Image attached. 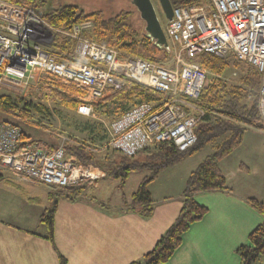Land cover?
I'll return each mask as SVG.
<instances>
[{
  "label": "built area",
  "instance_id": "1",
  "mask_svg": "<svg viewBox=\"0 0 264 264\" xmlns=\"http://www.w3.org/2000/svg\"><path fill=\"white\" fill-rule=\"evenodd\" d=\"M91 25L54 28L34 7L0 0V88L23 95L46 80L73 85L81 95L78 113L95 117V106L111 90L136 82L159 99L135 103L112 120L109 146L128 157L166 142L186 151L197 142L195 129L205 112L198 100L209 80V71L193 58L207 52L234 57L261 74L259 109L264 121V0H204L174 7L164 24L172 66L86 37ZM57 34L75 41L72 55L61 56L51 49ZM21 138L19 126L0 120V168L53 187L106 175L98 165L77 164L64 143L48 152L35 145L20 148Z\"/></svg>",
  "mask_w": 264,
  "mask_h": 264
},
{
  "label": "crops",
  "instance_id": "2",
  "mask_svg": "<svg viewBox=\"0 0 264 264\" xmlns=\"http://www.w3.org/2000/svg\"><path fill=\"white\" fill-rule=\"evenodd\" d=\"M79 95L78 91V100ZM90 145L102 160V148ZM55 147L44 150L50 152ZM212 150L194 162L189 159L200 152L160 171L149 184L154 205L149 218L124 207L125 199L149 174L147 170L132 171L140 173L136 187L130 193H116L115 199L111 188L121 186V181L110 180L107 174L91 181L96 184H88L78 199L60 198L54 217V243L48 238V227L41 222L43 212L51 205L49 192L53 186L0 168V264H61L60 255L66 264H130L151 251L175 222L190 173ZM220 167L232 192L210 191L195 196L208 212L192 224L182 245L163 264H241L237 248L248 243L250 232L263 220L247 199H264V129L249 128L242 144L221 161Z\"/></svg>",
  "mask_w": 264,
  "mask_h": 264
},
{
  "label": "trees",
  "instance_id": "3",
  "mask_svg": "<svg viewBox=\"0 0 264 264\" xmlns=\"http://www.w3.org/2000/svg\"><path fill=\"white\" fill-rule=\"evenodd\" d=\"M10 1L39 10L45 21L54 28L71 30L76 24L89 21L92 28L84 32L86 37L97 41H107L123 53L162 64H165L173 56L171 50L159 46L145 28H140L135 11L124 10L107 16L101 9L86 13L79 10V5L71 1L59 5H55L52 0ZM171 1L176 7L182 4L201 3L204 0ZM137 12L140 15L138 9ZM139 20L145 24L141 16ZM74 48L75 41L72 38L56 35L53 50L62 54L72 53ZM193 60L216 74L218 79L205 85L198 100V104L205 112L195 129L197 142L188 150L180 151L173 143H159L144 150L152 149L144 161L135 160L144 151L134 157L119 153L121 156L119 164L112 161L113 164L106 167L100 163L96 152L86 146L77 143L64 144L67 153L71 152L77 156V164L98 165L106 171L108 177L119 178L121 185L125 183L132 171L139 169L149 171V174L142 179L138 189L124 201L125 209L137 211L143 217L149 218L154 212L153 198L149 189L150 182L158 176L163 168L196 154L214 143L212 152L190 173L187 179L182 196L183 205L175 222L160 237L151 251L130 264H163L174 255L183 243L184 234L192 224L203 219L208 212V208L199 204L195 196L198 193L210 191L231 193L232 189L228 186L226 176L220 167L221 161L242 144L245 132L249 128L264 129V121L259 109L262 76L254 67L234 57H220L207 52L199 54ZM230 61H233L234 66L242 71L239 84H227L219 79L229 66ZM51 81L55 83V85L47 83L49 87H52L48 88L51 95L60 98L72 109H76L79 100L75 96L79 89L73 85H62L56 80ZM135 98L138 99L135 100ZM107 99L111 101L119 99L125 104L128 102L135 104L143 101L155 102L159 97L143 85L128 82L122 89L111 90ZM101 104L95 106L97 113ZM48 112L49 108L46 105L35 102L31 97L13 92H0V120L17 125L22 129L20 148L35 145L45 149L56 145V139L52 135L42 132L35 120L36 114ZM95 127L96 125L90 127L91 135L96 132ZM219 139L221 141H218ZM52 151L50 150V152ZM111 166L113 167L110 168ZM89 182L85 181L66 187H53L50 190L51 205L43 212L41 222L48 227V238L53 243L54 217L59 199L62 197L78 199L85 193ZM247 202L262 215L263 220L250 232L248 243L239 246L237 252L241 257V264H254L261 256L264 257V199L259 200L251 197L247 199ZM100 205L105 206L104 203H100ZM60 260L61 264H66V259L62 255H60Z\"/></svg>",
  "mask_w": 264,
  "mask_h": 264
},
{
  "label": "rangeland",
  "instance_id": "4",
  "mask_svg": "<svg viewBox=\"0 0 264 264\" xmlns=\"http://www.w3.org/2000/svg\"><path fill=\"white\" fill-rule=\"evenodd\" d=\"M68 1H71L79 5V10H83L86 13H91L95 9H101L105 11L107 16L116 14L124 10H132V11H135L136 13L135 17L137 18V23L140 26V28H145V25H146L144 24L142 20H139L140 15L137 12L136 6L131 2V0H67V1L52 0V2L55 5L67 3ZM152 2L155 5L157 13L162 22V25H164L166 21V17L161 8L160 1L152 0ZM91 28H92V25L90 28H88V30ZM63 54L65 56L68 53H63ZM173 59L174 58L172 56L165 63L166 66H170L171 64L173 65L174 64ZM232 62L233 61H230L229 66L224 70V72L219 77V79L223 80L227 84H239L242 71L240 68H237L236 66H234ZM217 79H218V76L214 74L213 72L209 71V80L207 84L212 83L216 81ZM47 83L51 85H55L53 81L46 80L44 81V84L40 83L37 86L27 88L25 90V94H23L24 96L31 97L32 99H34L35 102L42 103L49 108V112H48L49 114L45 113V114L35 115V120L39 124L38 126L39 129L42 130V132L46 134L52 135L56 139L55 141L56 146L61 143H64V144L77 143V144L86 146L87 148H90L91 146L89 145L90 143L95 146H99V148H102V154L104 156L101 154L103 159L99 160L100 163H103V165H105L106 167H109L113 163L119 164L121 160V156L119 152H117L116 150H114L112 147L109 146L110 136L108 132V126L110 122L114 120L115 118H117L125 109H127L131 105H134L133 102L131 103L128 102L125 104L119 99L111 101L106 98L105 102L101 104V107L99 108L98 113L96 112L95 117L83 116L78 113V106L76 107V109H72L70 106L66 104V102H64L60 98L53 97L51 93L49 92L50 89H48L52 87H49ZM0 92L17 93V91L15 90H8L6 88H0ZM137 99L138 98H135V100ZM95 125H96L95 127L96 132L93 135H91V133H89V129L91 126H95ZM218 141H221V139H219ZM213 146H214V143L206 146L203 149V151H200V153L191 157L189 160H191V162H194L195 160H197L198 157H201L205 153L210 152ZM151 152H152V149H149V151L148 150L144 151L141 154H139L137 158H135V160L144 161L149 156V155L147 156V154ZM72 155H75V154H72ZM112 161L113 163H111ZM112 167L113 166H111L110 168ZM139 174L140 173H138V171H136V173H132L125 187H122V185L112 186L111 188V190L113 191L112 199H115L116 193L118 192L119 193L120 192H125V193L132 192L133 189L136 187L137 180L139 179L138 177L140 176ZM110 180H114V178H110ZM88 184L94 186L96 183L89 182ZM254 210L257 213H259L256 209ZM254 264H264V257L261 256Z\"/></svg>",
  "mask_w": 264,
  "mask_h": 264
},
{
  "label": "water",
  "instance_id": "5",
  "mask_svg": "<svg viewBox=\"0 0 264 264\" xmlns=\"http://www.w3.org/2000/svg\"><path fill=\"white\" fill-rule=\"evenodd\" d=\"M161 8L167 19L172 18L174 6L171 0H159ZM140 12L141 18L145 21V29L156 43L169 48V41L163 28L160 17L152 0H131Z\"/></svg>",
  "mask_w": 264,
  "mask_h": 264
},
{
  "label": "bare ground",
  "instance_id": "6",
  "mask_svg": "<svg viewBox=\"0 0 264 264\" xmlns=\"http://www.w3.org/2000/svg\"><path fill=\"white\" fill-rule=\"evenodd\" d=\"M86 22H87V21H86ZM82 23H85V22H82ZM82 23H81V24H82Z\"/></svg>",
  "mask_w": 264,
  "mask_h": 264
}]
</instances>
